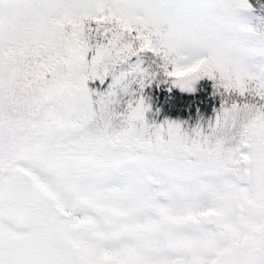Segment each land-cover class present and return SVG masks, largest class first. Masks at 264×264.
<instances>
[{
  "label": "snow or ice",
  "instance_id": "obj_1",
  "mask_svg": "<svg viewBox=\"0 0 264 264\" xmlns=\"http://www.w3.org/2000/svg\"><path fill=\"white\" fill-rule=\"evenodd\" d=\"M0 264H264V0H0Z\"/></svg>",
  "mask_w": 264,
  "mask_h": 264
}]
</instances>
